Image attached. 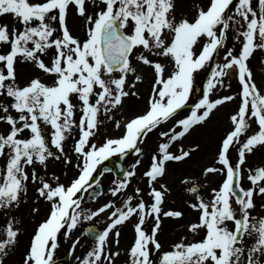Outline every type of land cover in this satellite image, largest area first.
I'll return each instance as SVG.
<instances>
[{"label":"snow or ice","instance_id":"6c2138e0","mask_svg":"<svg viewBox=\"0 0 264 264\" xmlns=\"http://www.w3.org/2000/svg\"><path fill=\"white\" fill-rule=\"evenodd\" d=\"M0 18V264L27 231L15 213L30 186L31 215L39 216L41 204L47 210L20 264H57L58 237L102 214L107 223L84 233L94 244L77 264H118L129 224L124 264H264V212L257 211L264 165L249 163L264 150V88L250 63L264 51V0H0ZM21 65L32 70L23 82ZM202 70L208 76L196 96ZM233 77L238 91L222 92ZM132 98L143 107L129 114ZM232 104L213 162L180 181L197 214L189 235L166 248L164 219L186 214L166 207L170 168L201 150L184 140ZM106 122L121 134L102 136ZM149 134L159 137L155 148L146 144ZM130 154L136 159L113 181L112 199L88 208L86 197L102 194L101 178L111 171L105 162ZM50 162L75 174H49ZM78 245L79 236L70 254Z\"/></svg>","mask_w":264,"mask_h":264},{"label":"rangeland","instance_id":"374dc122","mask_svg":"<svg viewBox=\"0 0 264 264\" xmlns=\"http://www.w3.org/2000/svg\"><path fill=\"white\" fill-rule=\"evenodd\" d=\"M197 2L198 0H184V3L187 6H192ZM73 22L75 23V21ZM234 43L235 42L230 39L228 41V46L231 47L233 46ZM236 47H239V45H236ZM222 56H223V52H221V56L218 59H222ZM250 63L257 84L262 88H264V76H262V73H260L262 71L261 69L264 68V51L258 50L254 54V57L251 59ZM19 71L22 82L23 80L27 79L32 75V70L23 65L20 66ZM203 71L205 72V75L208 73L207 70H203ZM201 83L202 80L198 84L200 89L202 87L200 86ZM231 83L233 85L231 90L222 89L221 91L222 92L231 91L233 93L238 91V84L235 77L232 78ZM142 90L146 94L147 85H145ZM199 95L200 94H197L196 96ZM142 107H143L142 101H136L135 98H132V100L126 106V111L129 114H131L133 112L141 110ZM234 108H235V104H232L230 107L221 109V111L218 112L211 119L210 123L206 127L198 129L193 134V136L185 139L184 145L186 147L191 145L193 139H195L196 141L201 143L202 146L201 150L198 153L194 154L191 160H189L187 163L176 165L170 168L168 183L172 187L173 191L171 196L169 197L168 204L166 205V207L183 209L186 214L185 217L181 220H173L169 218L164 219L163 232L160 235V239L164 243L166 248L171 243L178 241L182 236L189 235L186 230V225L188 224L189 221H194L197 215L191 209H188L186 207L184 203L185 200L191 199L192 197L184 191L185 186L181 184L180 181L183 177H199L201 169L205 165H209L213 162L216 143L219 140V138L223 135V133L228 129L229 127V123L227 119L228 113L233 111ZM100 134L102 136H118L121 134V130L115 129L111 122H106V124L102 127ZM158 139L159 137L157 135L149 134V139L146 141V144L155 145L157 144ZM71 147H72V142L70 140L67 144V150L71 151ZM117 159L114 160L117 161ZM135 159L136 157L131 154L125 158L124 164L126 165V170L130 168L131 164L134 163ZM145 163H147V161H145ZM48 171L49 174H51L52 172H56L57 174L67 172L68 177L70 178L75 174L76 170L74 168H66L60 162H50ZM61 178L62 180L65 179L63 175L61 176ZM218 179H220V177ZM114 180H116L115 175H112V173H104V176L101 178V184L103 186L102 194L96 199H89L86 197V206L88 208L95 209L98 205L103 204L104 202L112 199L109 193V189L113 186ZM133 183L135 184L136 181H133ZM200 183L205 184L207 182L201 178ZM140 186L144 187V184H141ZM207 191L208 188L205 187L204 193L207 194ZM34 197H35L34 186H30L27 202L24 203L21 206V208L17 210V212L15 213L18 217H20L24 221V225L27 231L21 237L18 249L15 253L12 254V256L8 261V264H20L22 254L29 241V234L33 230L36 222L42 219L46 215L47 206L44 204L40 205L41 212L39 216L33 217L31 215V208L34 203ZM259 210L262 209L258 205L257 211ZM5 220H6L5 216L2 213H0V227L4 226ZM106 223H107V216L105 214H102L94 221L84 222L80 226V228L74 231V233H72L71 235L67 233L60 235L58 237L59 248H58V256H57V264H77L75 257L85 255L86 252L90 250L94 244V241L89 240L85 237L84 228L88 226H96L97 229L102 231ZM77 236L80 237V245L77 246V250L74 254H70L71 243ZM132 236H133L132 225L129 224L127 227H125L122 230V236L120 238V245H119L121 251V257L118 260V264H124L125 261L124 250L128 248L129 245L131 244ZM165 237H167L166 240ZM66 255H69L68 260H65Z\"/></svg>","mask_w":264,"mask_h":264},{"label":"flooded vegetation","instance_id":"af4514ba","mask_svg":"<svg viewBox=\"0 0 264 264\" xmlns=\"http://www.w3.org/2000/svg\"><path fill=\"white\" fill-rule=\"evenodd\" d=\"M264 68H262L261 72L262 73V76H264V71H263ZM208 76V73L205 75V72L202 70L201 73L199 74L198 76V80H197V84H196V91H195V95L197 94H200L201 90H202V87L200 89V87L198 86V84L200 83V81L202 80V83L200 84V86L203 85V83L205 82L206 78ZM149 148H155L156 147V144L155 145H148ZM235 155V154H233ZM117 159L118 157H112L111 159ZM249 163L252 164V165H258V164H261V165H264V150L258 152L256 155L254 156H251L249 158ZM105 165H108V161L105 162ZM219 177H216L215 180L213 181V185L218 182L220 179H218ZM244 186L247 187L248 186V183L247 181L244 182ZM257 205H261V204H264V201H261L259 198H257ZM260 212H264V209L262 210H259ZM168 233H169V230H168ZM167 237H165V240H166Z\"/></svg>","mask_w":264,"mask_h":264},{"label":"water","instance_id":"95a60500","mask_svg":"<svg viewBox=\"0 0 264 264\" xmlns=\"http://www.w3.org/2000/svg\"><path fill=\"white\" fill-rule=\"evenodd\" d=\"M124 159H125V158H123V159H119V162L115 163V164H116V165H115L116 170L114 171V173H115V175H117L118 178H122V177H123L124 166H123L122 163L124 162ZM96 198H97V197H96ZM91 227H93V226L86 227V228L84 229V233H85L89 228H91ZM94 228H95V230H96L97 232H99L98 229H96L95 226H94ZM85 236H86L88 239L94 241V238L92 237L91 234H88V235H85Z\"/></svg>","mask_w":264,"mask_h":264}]
</instances>
